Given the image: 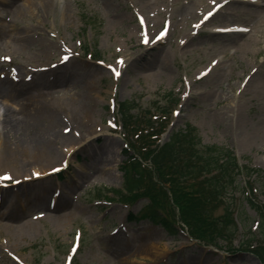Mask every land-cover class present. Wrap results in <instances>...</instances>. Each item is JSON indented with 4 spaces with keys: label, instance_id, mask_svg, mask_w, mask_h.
Masks as SVG:
<instances>
[{
    "label": "rangeland",
    "instance_id": "obj_1",
    "mask_svg": "<svg viewBox=\"0 0 264 264\" xmlns=\"http://www.w3.org/2000/svg\"><path fill=\"white\" fill-rule=\"evenodd\" d=\"M25 1L0 0V88L11 90L0 96V147L4 137L15 144L18 137L44 136L52 119L56 130L74 142L59 143V154L36 157L28 151L19 161H0V175L22 176L16 186L19 196L13 198L16 206L0 205V264H260L246 248L251 232H257L258 217L243 177L234 187L239 230L232 240L207 229L199 233L203 242L191 239L193 230L184 227L159 191L157 208L176 224V237L145 217L147 198L121 201L120 194L128 199L135 191H122L125 158L120 151L128 142L120 134L118 114V104L124 102H132L135 113L152 121L165 109L171 129L192 126L203 145L231 149L241 167L262 171L250 183L256 202L264 205V17L253 12L260 5L237 2L234 8L240 10L221 12L218 23L198 32L194 27L213 0H68L67 13L58 5L51 15L32 20L11 12ZM191 31L193 40H182ZM16 33L27 34L28 45L15 48L20 42ZM158 34L163 43L157 42ZM215 63L220 66L211 71ZM55 65L75 77L76 91L35 83L36 68ZM251 74L255 76L245 87ZM85 87L87 104L74 96ZM169 93L174 102L180 100L178 105L167 99ZM221 107L233 122L213 119ZM92 129H101L112 146L113 154L107 153L113 159L111 177L101 175L104 164L93 165L83 149L69 154ZM66 162L63 174H48ZM131 186L134 190L136 185ZM42 188L48 193L40 195ZM64 196L68 198L58 204Z\"/></svg>",
    "mask_w": 264,
    "mask_h": 264
},
{
    "label": "trees",
    "instance_id": "obj_2",
    "mask_svg": "<svg viewBox=\"0 0 264 264\" xmlns=\"http://www.w3.org/2000/svg\"><path fill=\"white\" fill-rule=\"evenodd\" d=\"M134 110L130 102L120 106L121 121L129 139L135 141L133 144L131 141L130 145L136 154L126 152L127 161L122 167L125 192L128 194L135 190L138 197H147L157 207L161 205L159 191L171 197L181 221L193 230V235L202 237L199 234L202 229H211L217 234H224L225 239L233 238L237 232L231 215L234 187L243 174L250 179L261 171L247 167L240 169L236 157L228 148L203 145L197 129L192 126L173 130L169 140L157 146L153 136L161 134L166 125L159 124L157 133L149 132L155 128L156 122L133 114ZM131 184L136 185L134 190ZM226 200L229 201L227 205ZM251 206L260 218L258 234L250 239V243L255 245L251 252L264 264V206L254 203ZM156 207L146 209L150 220L176 236L173 222L166 215L163 217ZM218 209H223L222 215L213 218Z\"/></svg>",
    "mask_w": 264,
    "mask_h": 264
},
{
    "label": "bare ground",
    "instance_id": "obj_3",
    "mask_svg": "<svg viewBox=\"0 0 264 264\" xmlns=\"http://www.w3.org/2000/svg\"><path fill=\"white\" fill-rule=\"evenodd\" d=\"M161 1H164V0H161ZM237 2L241 3L242 5L248 6V7L252 6V5H256V4L258 5L259 4L260 5V6H258L259 9H257L256 11L253 10V12H255L257 14H261V16L264 17V5H261L262 3H264V0H262L260 2L253 1V0H213V1L206 3V6H205L206 9L202 13L201 18L197 21V24L194 27V29L199 32L211 23H214V22L218 23L215 18L217 16H219L221 14V12H231V10H235V11L240 10L241 7L234 8L235 4H237ZM9 5H11V3L8 2L7 6H9ZM58 5H61L67 13L68 6H69L68 0H26L21 5L12 6L11 12L13 15H15L21 19L27 18V19L32 20V18H31L32 16H37L38 18H40V16L42 14H44L46 16L51 15V13L54 11L55 7ZM4 13L7 15L10 13V11L6 10V11H4ZM66 13L65 14L62 13V14L65 15V17H68V20H69L70 16ZM15 35L16 36H14V37L16 39H20L19 40L20 42H18V45H14L15 48H18V46H21L22 42H24L28 45L27 41L29 39V36L27 34L16 33ZM194 35L195 34L192 31H191V33H186L183 35L182 40H184L186 42L191 41V40H193ZM70 52L71 51L66 50V53L68 55H70ZM160 57L161 56L159 54L156 55L157 60H161ZM219 66H220L219 63H215L214 65H211V71L218 69ZM50 69L51 68H47V69L42 70L43 71L42 73H38L37 74L38 78L36 79L35 83L39 84L41 86H45V87H48L50 85L62 86L64 88L63 90H65V92H70V93L77 90L78 84L75 81V77L72 76V74L65 75V73H62V72H54L53 74H51L49 72ZM253 74H251V76L247 80L245 87L249 84L250 80H252L253 77L255 76ZM81 87H83V86H81ZM87 89H88V87H85L83 92L74 93V96L77 95L78 99L83 101L86 104H87V100H88V97H87L88 90ZM10 92H11V90H9L5 86L0 88V96H2V97L7 96ZM244 92H245V89L241 91V94ZM231 110L235 111V108H231ZM236 116H237V118H240L239 121H240V123H242L243 118H241V114H240V116L238 114H236ZM213 119L215 121H219V122H223V123L229 121V119H230V122L234 121V119L232 118V115H231V117L229 116V110H225L223 107H221L220 109L218 108V110H216V113L214 114ZM57 124L58 123H56V121H54L52 119L51 125H49L48 128L46 127V129L44 130V136L39 137V136L33 135V137L30 136L27 139H24V138L21 139L18 137V138H16L15 144H12L10 138L7 139L6 137H4V139H2V147H0V149H1L0 150V161L3 162L6 159L11 158V157L14 158V160H16V161H19V159H21V158L23 159V157L27 154L28 151L29 152L31 151L36 157L41 156V155H43L45 157V155L50 154V153L59 154V152H58L59 150H58V146H57L59 143H63L66 141L67 142H74V141H73L72 137L64 136V135H62V133L58 132L56 130ZM11 125L13 126V129H12V131H13L14 127H15L14 121H13V124L11 123ZM92 130H94V129H92ZM12 131L9 130L8 133H10ZM102 132L103 131L101 129H97L95 131L88 132V133L86 132L87 135L83 138H81V136H80L81 139L78 140V143L75 145L80 147L81 150L83 149L84 151H82V152L84 154L89 155L88 157L93 162V165L97 162L104 164V168H102V170H101L102 173H100L101 175H103L104 177H108V176L111 177V176H113V174L111 173V167L110 166L113 165V159L107 153L110 152V154H113V150H112V146L109 145L107 143V141L104 140V136H103L104 133L102 134ZM17 133H16V135H17ZM99 138H101L103 140V143L101 145H99V143H98ZM99 146H101V147L98 148ZM71 151H72V149L69 150V152H71ZM43 156H42V158H44ZM36 157H34V158H36ZM23 162L24 161H22V163ZM62 167H63V165L59 166L55 170L61 169ZM16 176H17V172H15V173L5 172V173L0 175V180L10 179L9 181H13V182L16 181L17 183L20 184V182L22 181V176L21 175H19L18 177H16ZM16 186H17L16 184L14 185L13 183H11L8 188H4V190L0 192V195H7L6 196L7 199L5 200V202L9 199L10 201H8L6 203H9L13 207L16 206V202L13 200V198L16 199V196H19V194L17 193ZM39 192H40V195L41 194H47L48 190L42 188L41 190H39ZM56 193L57 192L54 191L53 195H56ZM67 198H68L67 196H64L62 198V200L58 202V204L59 203L61 204V202ZM59 199H60V196H59ZM42 202H43V200L41 202H39L38 204L43 205L44 203H42ZM0 205H1V202H0ZM60 206H62V205H60ZM58 209H60V207ZM11 210L16 211L17 209L11 208ZM10 217H13V216H10ZM115 247L120 248V246L116 243H115ZM154 248L155 247L153 246V247H151L150 250H153Z\"/></svg>",
    "mask_w": 264,
    "mask_h": 264
}]
</instances>
